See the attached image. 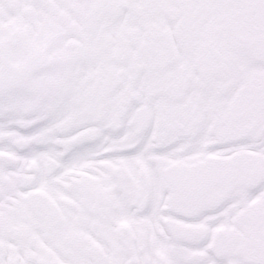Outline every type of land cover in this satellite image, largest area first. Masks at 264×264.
<instances>
[{"label": "snow or ice", "instance_id": "6c2138e0", "mask_svg": "<svg viewBox=\"0 0 264 264\" xmlns=\"http://www.w3.org/2000/svg\"><path fill=\"white\" fill-rule=\"evenodd\" d=\"M0 264H264V0H0Z\"/></svg>", "mask_w": 264, "mask_h": 264}]
</instances>
